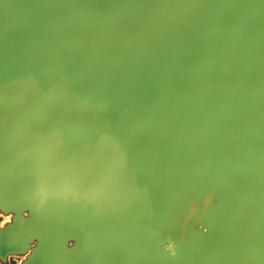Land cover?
Masks as SVG:
<instances>
[{
    "label": "water",
    "instance_id": "95a60500",
    "mask_svg": "<svg viewBox=\"0 0 264 264\" xmlns=\"http://www.w3.org/2000/svg\"><path fill=\"white\" fill-rule=\"evenodd\" d=\"M0 264H264V0H0Z\"/></svg>",
    "mask_w": 264,
    "mask_h": 264
}]
</instances>
